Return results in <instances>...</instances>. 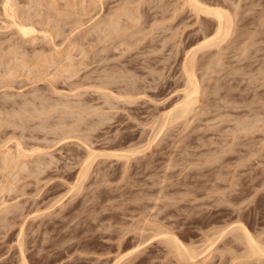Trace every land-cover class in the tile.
Wrapping results in <instances>:
<instances>
[{
  "label": "rangeland",
  "instance_id": "374dc122",
  "mask_svg": "<svg viewBox=\"0 0 264 264\" xmlns=\"http://www.w3.org/2000/svg\"><path fill=\"white\" fill-rule=\"evenodd\" d=\"M98 1L10 0V7L14 5L11 20L2 10L6 0H0V122H13L0 125V152L16 156L17 145L22 143L25 152L34 150L32 155L28 151L32 157L25 158V153L21 169L11 174L2 169L0 160V264H114L123 256L120 264H264L263 257L247 255L246 245L232 235L231 229L240 222L264 245V0H203L231 12L232 34L221 44L223 51L212 48L198 53L203 66H197L201 67L197 70L200 96L195 107L202 118L192 113L197 120L193 115L188 121L173 120L161 135L156 131L159 124L165 123L164 114L184 94L185 53L212 26L198 20L189 6L183 8L184 0H135L131 6L139 5L141 19L134 23L126 17L121 23L126 29L120 33L127 35L132 46L121 45L125 36L121 38L120 34L116 36L120 39L110 36L111 40L107 32L92 33L83 40V49H89L90 55L84 60L80 46L74 48L73 43L94 24V19L107 15L123 0H102V9L99 4L90 7V2ZM28 14L34 15L35 27L41 31L34 44L31 40L22 43L15 26L12 28L11 21H20ZM54 24L62 33L49 40L42 31H52ZM116 39L120 43H113ZM228 44L230 47L225 48ZM10 49L16 51L11 54ZM57 50L71 53L72 62H86L85 66L77 64L79 75L70 78L61 70L70 63L64 53L57 60L61 65L58 68L36 65ZM217 52L221 53L214 54ZM40 54L45 55L36 57ZM205 54L214 57L204 58ZM22 60L25 69L20 66ZM13 67L18 74L8 83L3 77ZM44 71L46 76H38L37 72ZM126 88L134 89L136 95L121 92ZM104 92H114L115 99ZM128 96L136 101L129 103L125 100ZM100 115L106 118L102 121ZM72 126L85 133L73 132ZM63 130L73 133H69L72 137L68 141L60 142ZM123 134L127 138L122 139ZM155 136H159L157 141L148 147ZM83 142L89 146L87 149L101 152L146 146L147 150L140 149L141 153L132 156L130 162L96 157L82 182L78 176L88 155ZM164 229L187 247H197L201 257L196 261L179 258L170 244L158 237ZM222 229L227 233L218 239L216 231ZM208 239L215 241L212 250L208 248L211 251L205 250L211 246L206 244H210ZM137 246L142 247L136 251Z\"/></svg>",
  "mask_w": 264,
  "mask_h": 264
},
{
  "label": "bare ground",
  "instance_id": "6f19581e",
  "mask_svg": "<svg viewBox=\"0 0 264 264\" xmlns=\"http://www.w3.org/2000/svg\"><path fill=\"white\" fill-rule=\"evenodd\" d=\"M9 2H10V0H8ZM7 0H6V4H4V9H2V10H5L4 12L6 13V17L7 16H9V18L12 20V17H13V15H11L12 14V12H13V7H14V5H13V7L11 8L10 6V3H12V2H10L9 4L7 3L8 2ZM33 1V0H32ZM37 1V0H36ZM48 1V0H47ZM97 1V0H96ZM35 2V1H34ZM33 2V3H34ZM46 2V1H45ZM99 3H95V2H90V7L91 6H97V4H99L100 5V7L101 6H104V2L102 1V0H99L98 1ZM121 2V3H120ZM134 2H135V0H123V1H119V5H118V7L117 8H115V9H110L109 10V12L107 13V15H103V17H101L99 20H95L94 18V24L90 27V28H88L86 31H85V33L83 34V36H80V38H77V40L73 43L74 44V48H75V46H80L78 49L80 50V53L82 54V58L85 60L86 58H88L87 56L89 55L88 53V51H89V49L88 50H85V49H83L84 47H83V40L85 41V39H88V35H92V33H96V32H98V34H100L101 35V32H107V36L108 37H110V36H112V37H114L115 36V38H117V39H120V37H116V36H118L122 31L121 30H123V29H126L125 27V25H123V26H121V23L122 22H124L123 21V19H126V17L129 19H127L128 20V22L129 21H131V22H139V20L141 19V17L139 18V10H140V8H139V5H137V7H132L133 5L132 4H134ZM3 3H5V2H3ZM24 3V2H23ZM27 3V2H26ZM29 4L31 3L30 1L28 2ZM27 3V4H28ZM32 3V5H35V4H33ZM36 3V2H35ZM41 3H43V2H41ZM41 3H40V5H41ZM54 3V2H53ZM141 3V2H140ZM37 5H38V3H36ZM44 4V3H43ZM49 4V3H48ZM86 4V3H85ZM115 4H116V2H115ZM26 5V4H25ZM132 5V6H131ZM141 5V4H140ZM31 6V5H30ZM46 6V5H45ZM83 6H84V3H83ZM186 6H189L190 7V9H191V11L195 14V16H196V18L198 19V20H202L204 23H207L208 24V26L210 25V26H212V28H210V30L209 31H206L203 35V38L202 37H200V38H202V40H199L200 42L195 46V47H193L192 49H188L187 50V52L185 53V57H184V59H183V63H182V71H183V74H184V77H185V88L183 89L184 90V94L182 95V97L180 98V100H179V102H177V104L175 105V107L174 108H172V110H170V111H168V113H166V114H164L165 115V117L167 118L166 120L167 121H165V117H163V125L161 126L160 124H159V126L160 127H158L159 128V130H158V128L156 129V130H158V131H156L157 132V134L156 135H161L162 134V131L163 130H165L164 128L166 127V126H168V123L169 122H171L172 123V121L173 120H178V119H180L181 121L185 118V119H187L189 116H191V115H193L194 116V114H192V113H195V114H197V115H195L194 117L196 118V116H197V118L198 117H201V116H199V114H200V110L198 109V113L196 112L197 111V107H195V106H197L196 105V103H197V101L199 100V98H198V96H200L199 95V93H200V84H199V79H198V76H197V70L199 69H197V66H198V63H200V61H199V59H197V56H198V53L200 54V53H203V52H206V51H204V50H211L212 48H217V51L219 50V51H223V49L221 48V44L224 42L225 43V41L227 40V38L229 37V35L230 34H232V26H233V21H234V17H233V15L231 14V12H229V10H227V9H225V8H223V7H220V6H212V5H208L207 3H204L203 2V0H184V4H183V8L184 7H186ZM29 7V6H28ZM32 7V6H31ZM39 7V6H38ZM43 7V6H42ZM53 7H54V5H53ZM15 8H16V6H15ZM18 9H19V7H17ZM50 8H51V6H50ZM180 8V7H179ZM13 9V10H12ZM33 9V8H32ZM49 9V8H48ZM95 9V8H94ZM94 9H90L91 11H95ZM101 9H102V7H101ZM104 9V8H103ZM39 10V9H38ZM42 10V9H41ZM47 10V9H46ZM88 10H89V6H88ZM100 10V9H99ZM136 12H135V11ZM16 11V10H15ZM22 11V10H21ZM28 11V10H27ZM32 11V10H31ZM37 11V10H36ZM84 11V10H83ZM103 11V10H102ZM3 12V14H5ZM11 12V13H10ZM20 12V11H19ZM38 12V11H37ZM53 12H55V11H53ZM87 12V11H86ZM85 12V13H86ZM98 13H99V11H97ZM139 12V13H138ZM14 13V12H13ZM25 13V12H24ZM23 13V14H24ZM93 13V12H92ZM136 13H137V15H136ZM18 14V13H17ZM21 14V13H20ZM33 14V13H32ZM37 14V13H36ZM40 14V13H39ZM67 14V13H66ZM142 14V13H141ZM14 15H16V14H14ZM29 15V14H28ZM21 16V19H20V21L18 20V21H15L14 19V21H11L12 22V28H13V26H15L14 28L16 29V32H17V35H20L21 37V39H22V43H24V44H26V43H28L30 40L32 41L30 44H34L33 42L35 41V36L37 35V33L39 32L37 29H36V25H35V20H33L34 19V15H29V16ZM41 15V14H40ZM99 15V14H98ZM101 15V14H100ZM18 16V15H17ZM42 16V15H41ZM53 16V15H52ZM95 16V15H94ZM15 17V16H14ZM19 17V16H18ZM38 17H40L39 15H38ZM37 17V18H38ZM64 17H66V16H64ZM98 17V16H97ZM125 17V18H124ZM173 17V16H172ZM17 18V17H16ZM35 18H36V15H35ZM42 18V17H41ZM48 18H50V17H48ZM55 18H57V17H55ZM60 18V17H59ZM5 19V18H4ZM8 19V18H7ZM10 19H8V20H10ZM43 19H44V16H43ZM6 20V19H5ZM17 20V19H16ZM41 21H42V19H40ZM55 20V19H54ZM127 20H125V21H127ZM174 20V19H173ZM39 21V20H38ZM40 21V22H41ZM45 21V20H44ZM59 21V20H58ZM96 21V22H95ZM7 22H9V21H7ZM11 22H9V23H11ZM14 22V23H13ZM39 22V23H40ZM49 22V21H48ZM127 22V23H128ZM130 22V23H131ZM56 23V22H55ZM198 23V22H197ZM211 23H213V24H211ZM38 24V23H37ZM50 24V23H49ZM53 24V23H52ZM58 24V23H57ZM125 24V23H124ZM132 24V23H131ZM131 24H129V25H131ZM139 24V23H138ZM203 24V23H202ZM207 24H206V26H207ZM60 25V24H59ZM76 25V24H75ZM83 25V24H82ZM133 25V24H132ZM41 26V25H40ZM54 26H55V24H54ZM77 26H79L80 27V25H77ZM128 26V25H127ZM205 25H204V27H203V29L206 27ZM3 27V26H2ZM9 28H11V26H8ZM60 27V26H59ZM62 27V26H61ZM129 27V26H128ZM54 28H58V27H54ZM54 28L52 29V31H51V29H50V32L49 31H42V33H44V34H46V36L45 37H50L49 38V40H54L55 39V37L56 36H60V34L62 33L61 32V30H59V28L55 31L54 30ZM73 28H74V26H73ZM6 29V28H5ZM76 29V28H75ZM132 29V28H131ZM206 29H208V28H206ZM14 30V29H13ZM54 30V31H53ZM77 30V29H76ZM129 30V29H128ZM236 30H238V29H236ZM15 31V30H14ZM80 31H82V30H80ZM84 31V30H83ZM124 31V30H123ZM127 31V30H126ZM125 31V32H126ZM130 31V30H129ZM203 31H205V29L203 30ZM203 31H202V33H203ZM41 32V31H40ZM39 32V33H40ZM74 32H75V30H74ZM73 32V33H74ZM100 32V33H99ZM38 33V34H39ZM127 33V32H126ZM134 33V32H133ZM238 32H236V34H237ZM125 34V33H124ZM122 35V36H127L126 34L125 35ZM245 34V33H244ZM106 35V34H105ZM119 36H121V34L119 35ZM122 36H121V38H122ZM241 36H243V35H241ZM245 36V35H244ZM44 37V36H43ZM44 37V38H45ZM99 38H100V36H98ZM101 37H105V36H101ZM107 37V38H108ZM124 37V38H125ZM235 37H238V35L237 36H235ZM234 37V38H235ZM240 37V36H239ZM19 38V39H20ZM124 38H122V41H121V45H125V46H127V47H130V46H132L129 42H128V39H127V37L125 38V39H127V41L124 39ZM129 38H130V36H129ZM247 38H249V37H247ZM105 39H106V37H105ZM109 39H111L112 40V38L110 37ZM114 39V38H113ZM116 39V40H117ZM124 39V40H123ZM237 39V38H236ZM235 39V40H236ZM48 40V39H47ZM102 40V39H101ZM238 40H240L239 38H238ZM243 40V39H242ZM245 40V39H244ZM247 40V39H246ZM15 41V40H14ZM72 41V40H71ZM105 41V40H104ZM106 41H107V39H106ZM232 41V40H231ZM231 41L229 42V44H231ZM3 42V41H2ZM98 42H100V40L98 41ZM102 42V41H101ZM114 42H118V40L117 41H113V43ZM233 42V41H232ZM243 42V41H242ZM245 43H246V41H244ZM6 43V42H5ZM16 43V42H15ZM19 43V42H18ZM21 43V44H22ZM118 43H120V41L118 42ZM223 43V44H224ZM236 43V42H235ZM240 43V42H239ZM11 44V43H10ZM20 44V43H19ZM71 44V43H70ZM72 44V45H73ZM85 44V43H84ZM117 44V43H116ZM133 44V43H132ZM229 44H228V46L227 47H225V48H229L230 46H229ZM237 44H238V41H237ZM241 44V43H240ZM2 45V44H1ZM0 45V47H2ZM7 45V44H6ZM15 44H13L12 43V46H14ZM54 45V44H53ZM118 45V44H117ZM117 45H114V48L116 47L117 48ZM123 45V46H124ZM239 45V44H238ZM17 46V45H16ZM16 46H14L15 48H16ZM22 46V45H21ZM113 46V45H112ZM11 48V47H10ZM14 48V49H15ZM61 48V47H60ZM72 48V47H71ZM93 48H94V46H93ZM8 49H9V47H8ZM17 49H18V47H17ZM22 49V48H21ZM20 49V50H21ZM24 49V48H23ZM22 49V50H23ZM12 49H10V52H11V54H12V52H13V50L11 51ZM19 50V49H18ZM17 50V51H18ZM229 50V49H228ZM1 51H2V49H1ZM8 51V50H7ZM6 51V52H7ZM16 51V50H15ZM14 51V52H15ZM34 51V50H33ZM54 51V50H53ZM67 51V50H66ZM73 51V50H72ZM103 51H104V48H103ZM214 51V50H213ZM225 51H227V50H225ZM224 51V52H225ZM9 52V51H8ZM13 52V53H14ZM23 52H24V50H23ZM209 52V51H208ZM207 52V53H208ZM212 52V51H211ZM3 53V52H2ZM62 53H64L63 51H60V50H57V51H55V53L54 54H52V55H48V57L47 56H42V54H40V56H37L36 55V57H38V58H40L41 56L43 57L38 63L39 64H37L36 63V65H40V63H41V65L42 64H50L51 66H56L57 68L59 67V66H61L58 62H57V60H58V58L60 59V57H62ZM73 53V52H72ZM218 53H221V52H217V53H214V54H218ZM15 54H17V53H15ZM19 54V53H18ZM24 55L25 54H27V53H23ZM23 54H19L20 56L21 55H23ZM71 53H69V52H67V54H63V55H65V57H67V60H68V62H70L68 65L66 64V66L64 67V65L62 66V67H64V69L61 67V70L62 71H64L66 74H68V76H69V74H70V78H72V77H74L79 71H80V69L79 70H76V66H77V64H80V66H85V64L84 63H86L85 61H83V59H82V62H78V63H75L74 61H75V59H74V61L72 62V58H71V55H70ZM90 54H92V53H90ZM208 54H210V52L208 53ZM8 55V54H7ZM18 55V56H19ZM207 54H205V57L204 56H201V57H204V58H207V56H209L210 58L211 57H214V55H207ZM222 55V54H221ZM9 56V55H8ZM12 56V55H11ZM10 56V57H11ZM90 56V55H89ZM3 57V56H2ZM4 57H7V56H4ZM30 57V56H29ZM74 57V56H73ZM13 58V57H12ZM12 58H11V60H12ZM16 58V57H15ZM22 58V57H21ZM20 58V59H21ZM0 59H3V58H0ZM202 59V58H201ZM200 59V60H201ZM215 59H217V58H215ZM10 60V61H11ZM16 60V59H15ZM24 60V59H23ZM23 60H22V62H23ZM66 60V59H65ZM208 60V59H207ZM219 60V59H218ZM221 60V59H220ZM78 61V60H77ZM202 61V60H201ZM206 61V60H205ZM210 61V60H209ZM7 62V61H6ZM20 62V61H19ZM28 62V61H27ZM33 62H34V60H33ZM66 62V61H65ZM68 62H66V63H68ZM84 62V63H83ZM220 62V61H219ZM15 63V62H14ZM73 63H75L76 65H74ZM83 63V64H82ZM208 63V62H207ZM212 63H213V61H212ZM1 64H3L2 63V60H1ZM201 64H203V63H200V66H203V65H201ZM204 64H206V63H204ZM216 64V63H215ZM6 65V64H5ZM9 65H10V63H9ZM14 65V64H13ZM18 65V64H17ZM34 65V64H33ZM87 65V64H86ZM207 65V64H206ZM20 66H22V68L23 69H25V67L27 66L26 65V63L25 62H23V64L22 65H20ZM19 65H18V68L20 67ZM7 67H9L8 65H7ZM16 67V66H15ZM44 67V66H43ZM205 67V66H204ZM34 68V67H33ZM37 68V67H36ZM10 69H12L11 67H10ZM200 69H201V67H200ZM199 69V70H200ZM7 70V69H6ZM5 70V71H6ZM18 70V69H17ZM210 70V69H209ZM19 71V70H18ZM32 71V70H31ZM57 71V70H56ZM7 73H5L6 75H4V79L5 78H7V80L9 81L10 79H12L13 77H15V73L17 72V71H14V67H13V70H9V71H6ZM48 72V71H47ZM212 72H214V71H212ZM211 72V73H212ZM2 74V73H1ZM4 74V73H3ZM17 74H18V72H17ZM37 74H38V76H46L47 74L45 73V71L44 72H37ZM80 74V72L78 73V75ZM49 75H51V74H49ZM54 75V74H53ZM3 76V75H2ZM35 76V75H34ZM77 76V75H76ZM75 76V77H76ZM54 77V76H53ZM68 77V79H70ZM1 78V77H0ZM38 78V77H37ZM211 77H209V79H210ZM2 79V78H1ZM14 79V78H13ZM12 79V80H13ZM39 79V78H38ZM49 79V78H48ZM47 79V80H48ZM201 79V78H200ZM205 79V78H204ZM208 79V78H207ZM3 80V79H2ZM1 80V81H2ZM6 80V79H5ZM42 80V79H41ZM209 81V80H208ZM54 82V81H53ZM201 82V81H200ZM2 83H4V82H2ZM8 83H11L10 81L8 82ZM111 84V83H110ZM1 85V84H0ZM112 85V84H111ZM2 86V85H1ZM104 86V85H103ZM108 86V85H107ZM100 87H101V85H100ZM117 87V86H116ZM115 87V88H116ZM103 88V87H102ZM109 88H112V87H110V85H109ZM122 88V87H121ZM133 88V87H132ZM202 88V87H201ZM112 89H114V88H112ZM118 89H120V88H118ZM102 90V89H101ZM134 90V89H133ZM132 89H125L124 91L122 90L121 92H123L124 94H132L133 95V93H135L134 95H136V91L134 92ZM206 90V89H205ZM205 90H203V91H205ZM208 90V89H207ZM99 91V90H98ZM103 91V90H102ZM111 91V90H110ZM116 91H117V89H116ZM115 91V92H116ZM79 92V91H78ZM79 94V93H78ZM103 94V93H102ZM203 94V93H202ZM103 95H105V96H108V95H110V97H111V95H112V97L114 96V92H110V94H108L107 95V93H105L104 92V94ZM131 95V96H132ZM78 96V95H77ZM119 96V95H118ZM202 96H204V94L202 95ZM2 97V96H1ZM45 97V96H44ZM104 97V96H103ZM111 97V98H112ZM115 97L116 96H114L113 98L115 99ZM124 96H122V97H120V98H123ZM126 97V96H125ZM129 97V96H128ZM108 99H106V100H109V97H107ZM38 99V98H37ZM4 100V99H3ZM45 100H47V99H45ZM112 100V99H111ZM117 100H119V99H117ZM126 101H128L129 103H132L133 101H136V100H134V98L133 97H129V98H126L125 99ZM124 100V101H125ZM44 101V100H43ZM42 101V102H43ZM123 101V100H122ZM202 101V100H201ZM200 102V101H199ZM46 103V102H45ZM108 103V102H107ZM126 103V102H125ZM204 103V102H203ZM63 104V103H62ZM62 104H60V105H62ZM133 104V103H132ZM26 105V104H25ZM44 105H47V103L46 104H44ZM64 105V104H63ZM65 105L66 106H68L66 103H65ZM208 105V104H207ZM114 106V105H113ZM45 107H47V106H45ZM62 107V106H61ZM71 107V106H70ZM73 107V106H72ZM7 108V107H6ZM40 108V107H39ZM41 108H44V106L43 107H41ZM51 108V107H50ZM67 108V107H66ZM65 108V109H66ZM73 108H75V107H73ZM81 108V107H80ZM44 109H47V108H44ZM203 108H201V110H202ZM37 110V109H36ZM49 110V109H48ZM43 111V110H42ZM65 111V110H64ZM68 111V110H67ZM72 111V110H71ZM70 111V112H71ZM34 112V111H33ZM47 112H49V111H46V113ZM69 112V111H68ZM202 112H204V111H202ZM207 112H208V110H207ZM29 113V112H28ZM51 113V112H50ZM49 113V114H50ZM65 113H66V111H65ZM73 113V112H72ZM75 113V112H74ZM73 113V114H74ZM77 113V112H76ZM5 114V113H4ZM33 114H35V113H33ZM41 114V113H40ZM55 114V113H54ZM100 114H102L101 112H100ZM202 114H204V113H202ZM201 114V115H202ZM8 115V114H7ZM32 115V114H31ZM80 115H82V114H79V117H80ZM84 115H85V113H84ZM104 115V114H103ZM107 115V114H106ZM105 115V116H106ZM42 116V115H41ZM66 116V115H65ZM69 116V115H68ZM89 116V115H88ZM108 116V115H107ZM205 116V115H204ZM0 117H1V114H0ZM8 117V116H7ZM11 117V116H10ZM31 117V116H30ZM44 117H45V115H44ZM67 117V116H66ZM99 117H101V115L99 116ZM94 118V117H93ZM104 118H106V117H104ZM103 117H101V120L102 119H104ZM189 118H192V117H189ZM197 118H196V120H197ZM202 118V117H201ZM40 119V118H39ZM44 119V118H43ZM62 119H63V116H62ZM80 119V118H79ZM78 119V120H79ZM86 119V118H85ZM162 119V118H161ZM193 119V118H192ZM192 119H190V120H192ZM10 119H8V121H9ZM22 120V119H21ZM27 120V119H26ZM66 120V119H65ZM78 120H76V122L78 121ZM80 120H82V119H80ZM107 120V119H106ZM106 120H104V121H106ZM111 120V119H110ZM180 120H179V122H180ZM189 119H187V121H188ZM203 120V119H202ZM1 121H3V120H1ZM6 121V120H5ZM3 121V122H0V125L3 123V125H1V126H5V124H7L8 122L6 121ZM12 121V120H11ZM11 121H9L10 123H8V124H13V122H11ZM45 121V120H44ZM48 121V120H47ZM87 121V120H86ZM86 121H85V123H86ZM98 121V120H97ZM103 121V120H102ZM102 121H98V122H102ZM158 121V120H157ZM15 122V121H14ZM25 122V121H24ZM28 122V121H27ZM76 122H74V123H76ZM83 122V121H82ZM184 122V121H183ZM192 122H193V120H192ZM19 123V122H18ZM17 123V124H18ZM40 123V122H39ZM45 123H47L46 121H45ZM92 123V122H91ZM105 124H106V122H104ZM104 123H101V124H104ZM155 123V122H154ZM161 123V122H160ZM171 123H169V125L171 124ZM178 123V122H177ZM15 124V123H14ZM42 124V123H41ZM78 124H80V126H82V123H77L76 125L78 126ZM94 124L95 123H93V127H94ZM98 124V123H97ZM104 124V125H105ZM162 124V123H161ZM176 124V123H175ZM187 124V123H186ZM192 124V123H191ZM40 125V124H39ZM48 125H50V124H48ZM47 125V126H48ZM63 125V124H62ZM65 125V124H64ZM71 125V124H70ZM85 125H88V124H85ZM104 125H103V127H104ZM107 125V124H106ZM152 125V124H151ZM155 125H157V124H155ZM178 125V124H177ZM15 126V125H14ZM17 126V125H16ZM43 126H45L44 125V123H43ZM43 126H41V127H43ZM77 126H76V128H77ZM80 126H78L79 128H82V127H80ZM90 126V125H89ZM98 125H96V127H97ZM101 126V125H100ZM100 126H98V128L100 127ZM172 126V125H171ZM191 126V125H190ZM13 127V126H12ZM25 127V126H24ZM46 127V126H45ZM55 127H56V125H55ZM72 127H74V126H72ZM88 127V126H87ZM91 127H92V125H91ZM95 127V128H96ZM102 127V126H101ZM153 127H155V126H153ZM153 127L151 128V130H154L153 129ZM189 127V126H188ZM1 128L2 127H0V130H1ZM5 128H8V127H5ZM26 128V127H25ZM27 128H28V126H27ZM30 128V127H29ZM37 128V127H36ZM48 128V127H47ZM58 128V127H57ZM247 128V127H246ZM15 129V128H14ZM66 129V128H65ZM100 129V128H99ZM103 129V128H102ZM171 129V128H170ZM188 129V128H187ZM55 130V129H54ZM61 130V129H60ZM66 130H68V129H66ZM73 132H76V133H79V131H82L83 132V130L84 129H76V131H75V127H74V129H71ZM65 131V130H63V131H65V133H64V135H63V133H60L59 131H58V134L60 133V135L62 134V136H60V137H62V140H60V142L61 141H63V140H67L68 138H70V137H72V134H71V136L69 135V133H71L72 131ZM169 130V129H168ZM62 131V132H63ZM89 131V130H88ZM93 131V130H92ZM1 132V131H0ZM57 132V131H56ZM72 132V133H73ZM87 132V131H86ZM97 132V131H96ZM15 133V132H14ZM84 133H85V130H84ZM89 133V132H88ZM92 133H95V131L94 132H92ZM110 133V132H109ZM159 133H161V134H159ZM15 135V134H14ZM85 135V134H84ZM3 136V135H2ZM73 136H75V135H73ZM83 136V135H82ZM91 136V135H90ZM123 136V138L122 139H125V138H127L126 136H125V134H123L122 135ZM151 136V135H150ZM153 136H154V133H153ZM11 137V136H10ZM75 137H77V135L75 136ZM78 137H80V136H78ZM157 137H159V136H155V137H153V140H151L150 141V139H149V143H147L148 145V147H150V146H152L151 144H155V140L156 139H158ZM83 138V137H82ZM117 138V137H116ZM150 138H152V137H150ZM183 138V137H182ZM59 139V138H58ZM57 139V140H58ZM61 139V138H60ZM80 139V138H79ZM132 139V138H131ZM8 140V139H7ZM10 140V139H9ZM70 140V139H69ZM80 140H84V139H80ZM116 140V139H115ZM117 140H118V138H117ZM12 141V140H11ZM10 141V142H11ZM24 141V140H23ZM68 141V140H67ZM87 141V140H86ZM157 141V140H156ZM180 141V140H179ZM8 142V141H7ZM17 142V141H16ZM63 142H65V141H63ZM80 142H82V141H80ZM90 142V141H89ZM3 143V142H2ZM84 143V142H83ZM126 143V142H125ZM16 144V143H15ZM23 144V143H22ZM22 144H18L17 145V151L16 152H18V150H19V152H18V154L16 153V156H12V154H11V156L10 155H8L6 152H0V154H1V158H0V160H1V163H2V169H4V171L5 170H8V173H12V171H14L16 168H19V166L21 167L22 165H20V164H22V162L24 161L23 160V158L25 157V153L27 154V157H25V158H28V155H30L29 154V152H31V155H32V152H34V150L33 151H31V149H30V151L28 152L27 150H26V152H25V150H23L22 148H24V147H22L23 145ZM88 144V143H87ZM121 144V143H120ZM20 145H22V146H20ZM82 145H84V146H86L85 148L87 149V147H89L88 145H86L85 143L84 144H82ZM139 146V145H138ZM147 146H146V148H144V147H136V149L134 148V149H126V150H122V151H105V152H101V151H97V150H94V149H87L88 151H87V154L88 155H85V157H86V159L84 160V162L82 163L83 165L81 166V170H80V173H79V181H82L83 182V180L82 179H84L83 177H85L86 175H88V174H86L87 172H88V170H89V168H92V167H90L91 165H92V163H93V160L94 159H96V157L97 158H102V157H106V158H108V159H117V160H120L121 161V159H125L126 161H128V162H130V160L132 159V156H135V155H138V154H140L141 153V150H142V152H144L145 150H147ZM21 147V148H20ZM11 147H9V149H10ZM15 148V147H14ZM92 148H93V146H92ZM138 148V149H137ZM143 148V149H142ZM25 149V148H24ZM34 149V148H33ZM37 149V148H36ZM40 149V148H39ZM38 149V150H39ZM96 149V148H95ZM141 149V150H140ZM12 150V149H11ZM38 150H36V151H38ZM8 151V150H7ZM35 151V152H36ZM40 151V150H39ZM6 153V154H5ZM37 153V152H36ZM143 154V153H142ZM30 155V157H32ZM33 156H34V154H33ZM84 157V158H85ZM21 159H22V162H21ZM37 159V158H36ZM38 159H40V158H38ZM46 159V158H45ZM26 160V159H25ZM97 160V159H96ZM125 160H122V161H125ZM34 160H32V162H33ZM37 161V160H36ZM48 161V160H47ZM54 161V160H53ZM43 162V161H42ZM50 162V161H49ZM49 162H47V164L49 163ZM81 162H82V160H81ZM128 162H126V163H128ZM210 162V161H209ZM26 163V162H25ZM36 163V165L39 163V162H35ZM34 163V164H35ZM50 163H53V162H50ZM24 164V163H23ZM27 165H28V163H26ZM32 164V163H31ZM34 164H33V166H34ZM45 164H46V162H45ZM30 165V164H29ZM44 165V164H43ZM42 165V166H43ZM51 165V164H50ZM1 166V165H0ZM38 166H40L39 164H38ZM38 166H36V167H38ZM46 166H48V165H45V167ZM93 166V165H92ZM166 166V165H165ZM24 167V166H23ZM22 167V168H23ZM26 168H27V166H25ZM50 167V166H49ZM1 168V167H0ZM30 168H32V167H30ZM19 169H21V168H19ZM19 169H18V171H19ZM33 169H34V167H33ZM40 169H41V167H40ZM46 169V168H45ZM17 170V169H16ZM15 170V171H16ZM25 170V169H24ZM23 170V171H24ZM27 170V169H26ZM25 170V171H26ZM29 170V169H28ZM35 170V169H34ZM47 170V169H46ZM1 171V170H0ZM10 171V172H9ZM40 171H42V170H40ZM40 171H39V173H40ZM221 171V170H220ZM2 173H3V171H1ZM33 171H31V173H32ZM35 172H36V170H35ZM38 172V171H37ZM28 173H29V171H28ZM41 173H43V172H41ZM33 174H35V173H33ZM20 176V175H19ZM31 176V175H30ZM164 176H166V175H164ZM17 177V176H16ZM8 178V177H7ZM166 180V179H165ZM77 182V184L78 183H80V182ZM231 181V180H230ZM79 185V184H78ZM12 186V185H11ZM15 186V185H14ZM26 186V185H25ZM215 186H218V185H215ZM214 186V187H215ZM2 188V187H1ZM76 188V187H75ZM211 188V187H210ZM218 188H220V185H219V187H217L216 189H218ZM233 188V187H232ZM7 189V188H6ZM5 189V190H6ZM9 189V188H8ZM14 189V188H13ZM16 189V188H15ZM24 189V188H23ZM215 189V188H214ZM70 190H72L71 188H70ZM2 191V190H1ZM211 191V190H210ZM13 192V191H12ZM23 192V191H22ZM161 190H160V192H158V194L160 193L161 194ZM213 192V191H212ZM217 192V191H216ZM163 195V194H162ZM161 195V196H162ZM165 195V194H164ZM216 196V195H215ZM157 198H160L159 196L157 197ZM169 198V197H168ZM158 200V199H157ZM226 201V200H225ZM55 202V201H54ZM157 202V201H156ZM6 204V203H5ZM4 204V205H5ZM3 205V207H5ZM9 205V204H8ZM8 205H6V206H8ZM11 206V205H10ZM17 206V205H16ZM156 206V205H155ZM12 207V206H11ZM18 208H19V206H18ZM154 208V207H153ZM6 209V208H5ZM14 210V209H13ZM3 211V210H2ZM10 211V210H9ZM12 211V210H11ZM13 212V211H12ZM152 214V213H151ZM1 221V220H0ZM3 221V220H2ZM225 228H227L228 229V227H225ZM161 229H163V228H161ZM233 231H234V234H232V235H235V238L237 239V240H239V241H241V243L243 242L246 246L245 247H247L246 248V250L248 251V253H247V255L248 254H251L250 256H251V258H254L253 256H255V258H257V256L258 257H263V259H264V245L263 244H261L260 243V241L257 239V238H255L254 236H253V234L248 230V228L244 225V224H242V223H237L236 225H233V228H231ZM165 231H162L161 230V233H160V235L159 234H157L158 235V237L162 240L163 239V242L165 241V242H167V244L169 243L170 245H169V247L171 246V248H172V250L174 249L175 250V252L177 253H175L176 255H178V257L179 258H182V259H190L191 261H196V259H198L199 257H201V255H199L198 256V254L196 253V251H197V247H196V250H195V248L193 247V248H190V247H187L181 240H180V238H178L173 232H170V231H166L167 229H164ZM228 232L229 231H231V230H227ZM233 231H231V232H233ZM217 233V238L218 237H220L221 238V236H225L226 234H225V229H222V230H220V231H216ZM230 232V233H231ZM227 233V232H226ZM215 234V233H214ZM213 235V234H212ZM211 236V235H210ZM214 236V235H213ZM216 236V235H215ZM214 236V237H215ZM223 236V237H224ZM234 237V236H233ZM211 238V237H210ZM261 238V237H260ZM215 239H216V237H215ZM219 239V238H218ZM234 239V238H233ZM235 239V240H236ZM234 240V241H235ZM207 241H210V244L209 243H207L206 242V244L207 245H211V246H209V247H207L205 250H210V249H208V248H211L212 247V244L215 242L214 240L212 241L211 239H208ZM164 242V243H165ZM240 243V244H241ZM242 243V244H243ZM20 244H22V243H20ZM215 244V243H214ZM143 245V244H142ZM148 245V244H147ZM146 245V246H147ZM206 245V246H207ZM205 246V247H206ZM138 247V246H137ZM142 246H140V247H138V248H136V251L137 250H139V248H141ZM23 249V248H22ZM134 250V249H133ZM171 250V251H172ZM203 250V249H202ZM211 250H212V248H211ZM210 250V251H211ZM245 250V251H246ZM20 251V250H19ZM198 251H199V249H198ZM21 253V252H20ZM132 253H135V251H132ZM137 253V252H136ZM23 254H25V252L23 253ZM129 254H131V253H129ZM20 255V254H19ZM204 256H205V254H203ZM243 255V254H242ZM244 255H246V253H244ZM246 255V256H247ZM253 255V256H252ZM23 256H25V255H23ZM22 256V258H25V257H23ZM241 256V255H240ZM249 256V255H248ZM249 256V257H250ZM239 257V256H238ZM242 257H244L245 258V256H242ZM125 258V256H123V257H121V258H119L118 260H116L115 261V263L114 264H120L121 263V261L123 260ZM247 259H248V257H247ZM23 260H25V259H23ZM242 260V259H241ZM246 260V259H245ZM261 260V259H260ZM23 262V261H22ZM26 261H24L23 263H25ZM25 264H27V263H25Z\"/></svg>",
  "mask_w": 264,
  "mask_h": 264
}]
</instances>
